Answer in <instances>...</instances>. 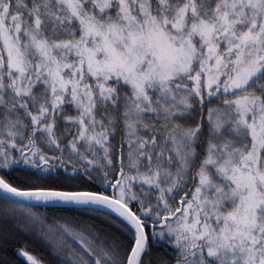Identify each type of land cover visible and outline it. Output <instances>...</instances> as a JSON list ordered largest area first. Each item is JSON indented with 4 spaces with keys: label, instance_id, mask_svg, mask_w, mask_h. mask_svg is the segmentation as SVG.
Masks as SVG:
<instances>
[{
    "label": "snow or ice",
    "instance_id": "6c2138e0",
    "mask_svg": "<svg viewBox=\"0 0 264 264\" xmlns=\"http://www.w3.org/2000/svg\"><path fill=\"white\" fill-rule=\"evenodd\" d=\"M0 264H264V0H0Z\"/></svg>",
    "mask_w": 264,
    "mask_h": 264
}]
</instances>
